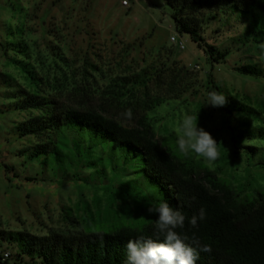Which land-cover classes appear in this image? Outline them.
I'll use <instances>...</instances> for the list:
<instances>
[{
    "label": "rangeland",
    "instance_id": "1",
    "mask_svg": "<svg viewBox=\"0 0 264 264\" xmlns=\"http://www.w3.org/2000/svg\"><path fill=\"white\" fill-rule=\"evenodd\" d=\"M212 15L207 12L205 17L207 43L231 50L224 63L214 66L189 35L177 32L165 0H0V74L33 92L28 74L17 63L21 60L43 78L45 93H53V81L68 104L106 109L108 116L132 127L135 116L128 120L122 114L133 94L122 88L121 78L145 69L161 72L160 88L149 84L148 90L134 91L139 97L157 92L179 97L149 113L157 137L178 139L183 118L197 116L198 128L221 144L220 157L208 163L194 153L188 156L197 168L216 171L242 198L252 200L264 193V139L249 137L264 127V77L241 75L235 68L249 63L264 68V46L239 42L248 22L220 15L214 20ZM172 37L186 41L185 50ZM14 42L24 43L26 54L12 49L7 53ZM210 74L228 97L256 112H227L207 105ZM12 85L0 75V228L44 236L51 231L141 230L154 223L156 214L147 208L162 202L161 189L148 180L142 157L131 150L70 135L59 140V152L35 159L21 155L37 139L21 138L15 127L38 112L9 108L17 101ZM114 93L119 94L121 109L104 105L102 99ZM6 252L12 250L5 244L0 254ZM16 263L15 257L9 262Z\"/></svg>",
    "mask_w": 264,
    "mask_h": 264
},
{
    "label": "trees",
    "instance_id": "2",
    "mask_svg": "<svg viewBox=\"0 0 264 264\" xmlns=\"http://www.w3.org/2000/svg\"><path fill=\"white\" fill-rule=\"evenodd\" d=\"M165 3L171 10L177 32L189 35L207 55L212 66L224 63L231 55V50H221L207 43L204 37L207 12L214 14L210 17L214 20L220 15L237 22H248L239 42L244 46H264V0H165ZM9 33L17 38L18 34L12 28H9ZM8 46L7 53L12 49L19 54H26L24 43L14 42ZM58 58L66 62L62 55ZM17 63L28 74L35 90L29 91L19 86L9 75L1 73L7 83L12 81L11 87H16L14 97L17 101L9 108L38 112L15 127L21 138L37 139L33 145L23 149L21 155L28 153L30 158L35 159L59 152V140L70 135L80 141L93 142L96 139L107 141L114 148H127L142 157L143 172L152 184L161 189L162 202H167L174 210H180L186 217L184 227L175 231L182 238L187 237L185 242L196 248L199 253L197 264H264V193H259L252 200L242 198L216 171L207 166L197 168L189 156L180 154L178 139L174 135L162 139L157 137L149 113L167 100L179 97L167 98L160 92L154 95L146 93L143 97L134 95V91L140 87L148 90L149 84L160 88L161 72L145 69L137 75L121 78L122 88L129 95L133 94L125 107V110L132 109L136 120L135 125L129 127L108 116L106 109L68 104L58 92L63 90L53 81H49L53 93H45L42 89L43 78L29 70L27 65L22 66L23 61ZM235 70L245 76L264 77V68L257 63L237 65ZM209 79L210 92L227 98L226 105L215 107L217 110L256 112L228 97L211 74ZM114 95L102 99L104 105L121 109L119 94ZM256 135L264 139V127L254 129L249 137ZM247 149L253 153L259 151L256 147ZM201 208L205 210V218L198 219L197 225L193 227L190 220L194 215L199 216ZM157 219L158 214L154 223L141 230L120 228L107 233L51 231L39 236L25 230L0 228V247L6 244V249L12 250L8 259H5V253L0 254V264H9L14 257L17 259L16 264H125L126 245L130 239L143 235L153 238L155 242H164L163 238L156 240L153 235ZM194 240L196 243H193ZM203 246L209 247L211 251H200Z\"/></svg>",
    "mask_w": 264,
    "mask_h": 264
},
{
    "label": "clouds",
    "instance_id": "3",
    "mask_svg": "<svg viewBox=\"0 0 264 264\" xmlns=\"http://www.w3.org/2000/svg\"><path fill=\"white\" fill-rule=\"evenodd\" d=\"M207 105L223 107L227 98L216 92L208 93ZM128 120L133 117L132 109H127L122 114ZM197 116L186 115L179 127L177 149L183 156L194 153L205 162L213 163L220 157V145L212 135L203 128L197 126ZM149 214H158L155 222L154 237L156 240L163 238L164 242H155L153 238H145L143 235L130 239L126 245L127 260L125 264H197L199 253L196 248L185 241L187 237H181L175 230L183 228L186 217L180 210H174L167 202H161L157 207H148ZM205 218V210L199 211V216L194 215L190 223L193 227L197 221ZM193 243H196L194 240ZM200 251L210 252L211 249L203 246Z\"/></svg>",
    "mask_w": 264,
    "mask_h": 264
},
{
    "label": "built area",
    "instance_id": "4",
    "mask_svg": "<svg viewBox=\"0 0 264 264\" xmlns=\"http://www.w3.org/2000/svg\"><path fill=\"white\" fill-rule=\"evenodd\" d=\"M124 4L128 5L126 1H124ZM172 42H174L178 46L179 49L185 50V48H186V41H184L183 39L179 40L176 37H172ZM195 67L198 68V69H200V66H198V65L195 66ZM4 257H5V259H8L10 257V252H6L4 254Z\"/></svg>",
    "mask_w": 264,
    "mask_h": 264
},
{
    "label": "crops",
    "instance_id": "5",
    "mask_svg": "<svg viewBox=\"0 0 264 264\" xmlns=\"http://www.w3.org/2000/svg\"><path fill=\"white\" fill-rule=\"evenodd\" d=\"M124 5H126V4H124Z\"/></svg>",
    "mask_w": 264,
    "mask_h": 264
}]
</instances>
